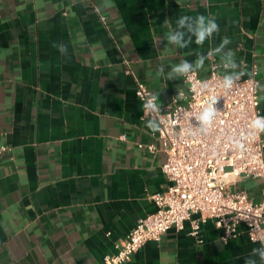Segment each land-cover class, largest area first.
I'll list each match as a JSON object with an SVG mask.
<instances>
[{
    "label": "crops",
    "instance_id": "1",
    "mask_svg": "<svg viewBox=\"0 0 264 264\" xmlns=\"http://www.w3.org/2000/svg\"><path fill=\"white\" fill-rule=\"evenodd\" d=\"M111 3L0 0V145L8 147L0 155V264H102L155 211L149 196L169 180L158 132L142 118L136 78L162 106L186 90L183 77L167 79L170 66L194 62V51L207 54L227 37L237 71L248 76L258 66L264 115V0ZM200 14L214 16L219 33L202 48L170 47L164 21L175 27L178 17ZM59 42L66 54L54 47ZM209 63L197 72L206 75ZM160 65L166 72L158 76ZM231 188L258 201L264 177H243ZM220 235L207 219L194 237L187 220L124 264H244L259 246L243 225L227 241Z\"/></svg>",
    "mask_w": 264,
    "mask_h": 264
},
{
    "label": "built area",
    "instance_id": "2",
    "mask_svg": "<svg viewBox=\"0 0 264 264\" xmlns=\"http://www.w3.org/2000/svg\"><path fill=\"white\" fill-rule=\"evenodd\" d=\"M104 18L101 16V20ZM209 58L206 75L195 71L183 77L186 90L179 92L182 95L178 93L160 105L161 129L157 137L165 153L161 169L169 185L149 196L156 205L155 211L139 218L115 243V251L104 255L102 264H124L147 240L159 241L168 229L180 230L187 220L194 237L207 219L221 229L222 241L235 237L240 225L251 241L264 237V189L261 199L255 201L245 190L231 188L243 177H264V134H254L248 127L252 118L263 115L258 66L253 63L248 76L225 89L221 61L214 55ZM126 73H131V69L127 68ZM135 80L142 118H148L143 104L155 94L142 81ZM213 96L218 98L219 113L208 132L201 133L194 127L195 117ZM233 141L243 147H234ZM138 146L149 151L156 149L154 144ZM7 150L6 145H0V155ZM195 213L199 216L192 219Z\"/></svg>",
    "mask_w": 264,
    "mask_h": 264
},
{
    "label": "clouds",
    "instance_id": "3",
    "mask_svg": "<svg viewBox=\"0 0 264 264\" xmlns=\"http://www.w3.org/2000/svg\"><path fill=\"white\" fill-rule=\"evenodd\" d=\"M103 8L107 9L112 7L111 0H103ZM99 10V9H97ZM164 27H167L169 31L165 33V39L168 45L175 46L177 48H189L191 44H195L198 48H202L205 41L212 38L214 34H218L220 31L219 24L214 16H206L204 14L197 15L195 17L182 15L176 19L175 27L169 23L166 19L163 23ZM194 38V39H193ZM231 41L224 37L220 44L209 51L207 54H202L200 51H194L196 59L194 62H188L182 59L179 64L170 66V71H167V79L178 80L181 77H187L192 72L198 70H204L205 60L213 55H220L221 65L226 70L225 75L222 77V84L225 89H231L233 85L240 80L244 75L243 71H237L239 64L235 59L234 52L228 48ZM54 47L62 55L68 51L67 45L62 42L55 43ZM225 49H228L225 51ZM165 66L160 65L157 69V75H164ZM206 87V85H205ZM179 95H182L179 93ZM157 96H150L143 104V109L148 118L145 120V127L149 129L153 134L157 133L161 129V123L158 119L160 113V105L156 103ZM218 98L211 97L202 110L195 117L196 126H194L199 132L207 133L212 127L219 111L216 108ZM249 129L254 134H264V115H256L252 118L248 125ZM233 146L236 148H242L243 145L239 141H233ZM253 243L258 244V247H254L251 250L250 255L245 258L244 264H264V237L258 239L254 238Z\"/></svg>",
    "mask_w": 264,
    "mask_h": 264
},
{
    "label": "rangeland",
    "instance_id": "4",
    "mask_svg": "<svg viewBox=\"0 0 264 264\" xmlns=\"http://www.w3.org/2000/svg\"><path fill=\"white\" fill-rule=\"evenodd\" d=\"M159 104V103H158ZM160 105V104H159Z\"/></svg>",
    "mask_w": 264,
    "mask_h": 264
}]
</instances>
